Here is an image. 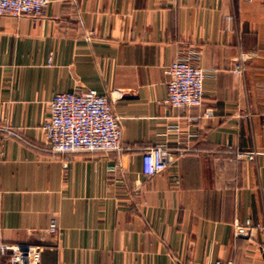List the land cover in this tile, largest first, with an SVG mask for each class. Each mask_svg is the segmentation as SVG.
Here are the masks:
<instances>
[{"label": "crops", "instance_id": "crops-1", "mask_svg": "<svg viewBox=\"0 0 264 264\" xmlns=\"http://www.w3.org/2000/svg\"><path fill=\"white\" fill-rule=\"evenodd\" d=\"M176 59L205 71L200 108L164 102ZM85 90L109 99L121 152L46 145L53 96ZM157 144L183 153L148 177L141 156ZM247 220L261 229L235 236ZM12 246L37 247L40 264H264V0H50L36 20L1 15L0 264Z\"/></svg>", "mask_w": 264, "mask_h": 264}, {"label": "built area", "instance_id": "built-area-1", "mask_svg": "<svg viewBox=\"0 0 264 264\" xmlns=\"http://www.w3.org/2000/svg\"><path fill=\"white\" fill-rule=\"evenodd\" d=\"M50 0H0V16L27 17L33 20L43 16ZM233 73L242 75L243 62L233 67ZM166 77L165 104L171 108L197 109L203 102L202 82L205 71L190 59H176L164 69ZM195 120V119H191ZM42 130L45 143L55 153L121 152L122 129L106 96L93 90L64 92L53 96L48 104V116ZM183 150H171L166 144H157L144 150L141 169L151 177L167 169ZM252 154H239L237 158L250 159ZM252 229H261L247 220L234 226L235 236H248ZM57 230L51 223L47 231ZM10 251L8 264H40L39 250L35 246L6 247ZM201 264H234L232 261H214Z\"/></svg>", "mask_w": 264, "mask_h": 264}]
</instances>
